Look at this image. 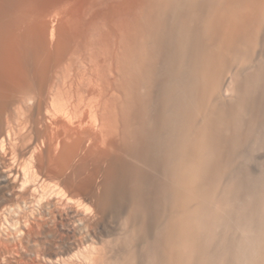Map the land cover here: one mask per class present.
Returning <instances> with one entry per match:
<instances>
[{
  "label": "bare ground",
  "instance_id": "6f19581e",
  "mask_svg": "<svg viewBox=\"0 0 264 264\" xmlns=\"http://www.w3.org/2000/svg\"><path fill=\"white\" fill-rule=\"evenodd\" d=\"M0 264H264V0H0Z\"/></svg>",
  "mask_w": 264,
  "mask_h": 264
}]
</instances>
